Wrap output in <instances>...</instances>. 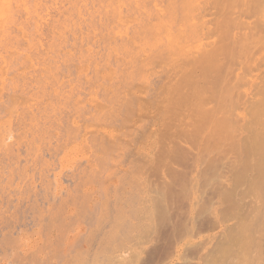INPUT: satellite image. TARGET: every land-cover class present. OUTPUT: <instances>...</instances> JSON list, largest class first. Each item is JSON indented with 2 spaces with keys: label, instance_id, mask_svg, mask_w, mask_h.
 <instances>
[{
  "label": "rangeland",
  "instance_id": "1",
  "mask_svg": "<svg viewBox=\"0 0 264 264\" xmlns=\"http://www.w3.org/2000/svg\"><path fill=\"white\" fill-rule=\"evenodd\" d=\"M81 1L16 0L10 8L15 14L9 11L11 22L0 17L1 28L11 24L1 32L13 29L0 34V264L10 263L11 242L32 227L25 223L35 201L89 193L98 198L108 172L128 167L136 180L159 189L174 174L186 144L233 153L232 139L224 140L222 132L232 111L244 112L249 120L239 155L247 158L249 175L264 183V65L251 61L262 47L258 36L256 41L241 38L226 58L216 22L204 28L200 23L193 33L169 6L161 17L153 2L146 4L147 12L139 0L124 5L125 0ZM218 2L209 5L222 9L224 0ZM212 10L206 8L199 19ZM229 11L242 29L251 27L244 31L264 33V0H234ZM210 39L217 44L201 49ZM219 61H225L222 71ZM252 70L260 76L255 86L247 85ZM252 89L260 101L257 112L238 109L239 95ZM33 114L43 122L45 138L36 152L26 146ZM21 125L27 126L26 135ZM117 181L108 183L119 186ZM251 188L254 192L246 199L253 211L246 219L244 245L234 255L264 264V190Z\"/></svg>",
  "mask_w": 264,
  "mask_h": 264
},
{
  "label": "bare ground",
  "instance_id": "2",
  "mask_svg": "<svg viewBox=\"0 0 264 264\" xmlns=\"http://www.w3.org/2000/svg\"><path fill=\"white\" fill-rule=\"evenodd\" d=\"M12 1L16 0H0V17L6 18V21L10 22V14L14 13H11L10 10ZM112 1L116 4L114 0ZM126 1H122L123 5ZM261 1L258 0V2ZM150 2H153L155 9L161 13L159 14L161 17L167 15L168 6L172 8V13L180 12L185 23L183 25L190 27L193 33H196L197 28H201L198 25L200 23H203V28L213 22L218 23L217 32L223 40L222 52L225 53L226 58H230L229 53H234L232 51L242 43L241 38L246 41H256L258 36L262 47H258L253 55L251 54V61L253 60L254 65L257 66L264 65V33L260 34L262 31H258V33L257 31L252 32V30L246 32L245 28H241L240 22L233 21L229 10L234 0H224L222 9L209 5V3L217 5L218 0H139L138 3L147 11L146 4ZM20 3L23 2L19 1ZM59 3L61 5V2ZM105 3L107 4V2ZM134 3L133 5H135ZM29 6L31 8V5ZM206 8L216 10L210 11V15L200 20L199 17L202 11H206ZM42 11L40 12L43 13ZM28 17L30 18V15ZM24 18L21 19L24 20ZM33 19L32 16L29 20L30 23ZM43 19H46V15ZM16 20L14 22H17ZM6 25L5 27H7ZM60 26L62 25L60 24ZM65 26L63 25L64 29ZM5 27L0 28L4 29ZM250 28L249 26L247 29ZM40 29L42 28L40 27ZM12 30L8 29L9 32ZM66 30L62 32H66ZM8 31H5L7 34L2 32L6 36ZM2 32L0 31L1 35ZM7 42L9 43V41ZM216 44L215 39H210L200 48L207 49ZM191 48L193 51L194 46ZM18 49L17 47L16 51ZM13 51L15 52V49ZM22 52H19V55ZM1 60L3 62V59ZM224 62L219 61L220 71L224 68L221 65ZM50 71L52 70L50 69ZM253 72L252 70L248 73L247 85L255 86L260 80L259 74ZM223 84L221 85L223 86ZM219 86L220 84H214L215 88H219ZM255 91L252 89L251 92L246 91L244 95H239L238 109L257 112L256 106L259 104L257 102L260 101L255 98V94H257ZM215 97L218 98L216 95ZM32 117L34 120L30 119L29 127L26 128L27 126L24 127L22 124L21 130L23 129L24 132H22L26 135L25 128L27 129L26 137L29 136L31 140L27 137V141H30L28 144L26 142V146H28V150L36 152V149L41 150L40 146L45 139L44 129H42L43 122L39 123L40 121L35 119L34 114ZM228 117L229 125L222 132L225 135L224 140L232 139L230 145H232L233 153H229L223 148L202 151L199 146L182 145L181 160L179 159L176 164L174 174L171 177H165L159 189H154L144 183V180H136L132 177L131 168L128 167L108 172L105 187L101 193L103 196L98 198L92 197L89 193L90 195H85L87 197L83 196L82 198L73 197L58 201L54 198L41 202V199L38 202L35 201L34 203L38 207L34 204L31 205L30 213L27 211L30 215L26 217L25 223V226L32 227L27 228L11 242L12 260L9 264H249L247 259H241L234 254L244 245L246 219L253 211L252 203L246 197H251V193L254 192L251 188L253 186L258 185L263 191L264 183L258 184L257 178L249 175L250 165L247 158L244 159L239 155L240 141L249 128V120L241 111H232ZM34 154L37 158L38 154L37 156L36 153ZM11 158H14L13 154ZM64 161L69 163L70 159L66 158ZM91 175L93 174L91 173ZM114 179L120 181L119 186L108 183ZM262 180L264 181V172ZM254 198L259 201L258 195Z\"/></svg>",
  "mask_w": 264,
  "mask_h": 264
}]
</instances>
